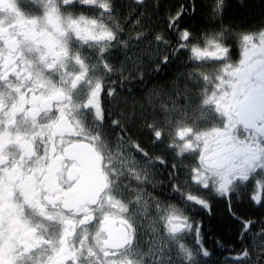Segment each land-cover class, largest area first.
Masks as SVG:
<instances>
[{"label": "flooded vegetation", "instance_id": "af4514ba", "mask_svg": "<svg viewBox=\"0 0 264 264\" xmlns=\"http://www.w3.org/2000/svg\"><path fill=\"white\" fill-rule=\"evenodd\" d=\"M122 1L123 18L131 22L133 12ZM120 6L116 0H0V264H179L168 239L176 222L179 234L189 230L196 261L212 258L194 215L197 185L180 167L172 165V189L156 197L165 208L176 206L184 220L171 215L166 227L154 228L125 199L128 183L102 150L101 132L108 133L101 118L105 79L114 69L100 76L99 68L105 55H115ZM144 37L127 38V64L138 61L134 48ZM239 40L234 63L223 67L227 81L213 96L212 107L222 108L215 123L201 130L210 134L197 141L195 132L191 141L202 145L206 173L226 180L223 194L232 190L256 207L264 198V23ZM115 59L108 58L110 64ZM115 93L110 91L111 99ZM110 136L134 147L135 158L146 155L138 142L132 145L128 131ZM139 163L151 177V166ZM156 182L159 191L162 183ZM159 194H182L190 205ZM98 238L108 241L103 253Z\"/></svg>", "mask_w": 264, "mask_h": 264}, {"label": "trees", "instance_id": "16d2710c", "mask_svg": "<svg viewBox=\"0 0 264 264\" xmlns=\"http://www.w3.org/2000/svg\"><path fill=\"white\" fill-rule=\"evenodd\" d=\"M116 1L118 7L123 2ZM124 1L125 6L130 7L134 14L133 21H125L124 13L121 11L124 5H121L116 22L119 43L112 52L116 56L113 61L114 72L105 79L106 95L102 102V125L108 134L124 136L128 131L129 135H135L134 139L140 144L139 148L146 149V155L139 154L136 158L143 163L147 162L152 168L151 176L162 183L163 187L159 186L161 187L159 191L153 190L157 196L164 190L167 193L168 189H172L171 185L174 182L172 177L175 174V166L172 165L179 167L182 163L168 158L160 161L159 153L163 152L162 146L160 144L155 147L150 144L147 126L143 129L126 128L117 117L115 100L111 99L110 91H115L116 96L129 97L130 101L136 97H143L150 89L174 76L176 69L181 68L182 62L176 61L177 54L183 51L187 47L184 46L185 43L193 38L201 43L203 39L208 38L215 39L214 42L222 41L221 45L225 47L224 44H227L228 50L233 47L232 53L236 56L237 49L235 45L233 46V39L264 23V0H146V5L142 7L132 6L130 0ZM129 36L136 40L145 36L134 48V55L138 61L132 65L126 63V42ZM131 73L130 79L127 75L130 76ZM142 132H146L143 139L138 137ZM124 180L129 181L128 178ZM159 195L168 201L174 199L182 207L190 205L182 194L176 197ZM245 201L244 209L236 207L231 213L222 204L212 206L210 217L207 210L199 204L195 205L197 208L195 218L202 224L201 239L212 257L209 263L195 261L196 264H219L218 262L222 261L253 263L249 255L250 243L255 237L264 236V207L256 210L247 203V199ZM248 222L251 223L245 230V224ZM257 232L260 234L257 235Z\"/></svg>", "mask_w": 264, "mask_h": 264}, {"label": "rangeland", "instance_id": "374dc122", "mask_svg": "<svg viewBox=\"0 0 264 264\" xmlns=\"http://www.w3.org/2000/svg\"><path fill=\"white\" fill-rule=\"evenodd\" d=\"M237 36H240V34ZM214 40L212 38L203 39L201 43L193 38L187 44L185 43L184 46L187 47L178 52L176 57V61L182 62L181 68L176 69L174 76L150 89L143 97H136L130 101L129 97L114 95L113 99L116 101H114V105L118 113L117 117L126 128L139 127L143 129L144 126H147L146 131L149 132L151 145L156 137L158 139L162 138L159 144L162 145L163 152H161V155H163V158L172 161L182 160L180 162L183 165L179 166L180 174L186 176L189 181H192V184L197 185L195 186L196 201L205 200L211 204V207L222 204L231 213L235 211L232 209L236 207L244 209L246 198L233 196L234 191L232 190L229 196L223 194L226 191V180L224 181L223 178V181H221L219 175L206 173L205 166L202 165L204 161L201 153L202 145L199 146L194 140L191 141V137L193 138L195 132H197V135L193 139L197 141L200 138L202 141V138L210 134L205 135L201 130H204L210 123H215L216 115L222 108L221 106H217L216 109L212 107L213 96L222 87L221 83L227 81V78H223L222 74L225 62L232 61L234 58L232 49L228 50L222 47V41L216 40L214 42ZM233 40V46L239 47L241 42L239 37ZM109 57L112 59L115 55L110 56L107 54L102 58L99 68L100 76L105 75L108 69H114V64H110V60H108ZM230 63L232 65L234 62ZM93 93L94 91L89 92L87 94L88 98ZM219 104L220 101H217V105ZM85 110H82V112ZM86 113H90V111H86ZM90 120L94 121L93 116ZM145 135L146 132H142L138 137L143 139ZM134 138H136L135 135H131L132 145L138 142ZM101 140L102 150L107 151V155L112 159L111 162L114 164L116 176L129 179L127 181L128 185L124 189L127 197L125 199L131 201L134 208H138L137 214L143 215L146 219L143 222L150 223L154 228H162V223L166 227V222L170 220L171 215L184 220L183 214L177 215L178 209H176V206L166 205L169 208L167 210L168 208H165L157 200L156 195L153 194V190L157 189V182L154 177L146 175L148 168L139 163L140 161L131 152L134 147L130 149L125 147L124 144L119 142L118 138L111 137L110 133L104 136L101 132ZM110 142L112 144L111 148L108 146ZM189 142L192 144L191 147L186 145ZM204 144V147H209L208 142H204ZM127 150L130 153L129 151L127 153ZM262 177H264V174ZM130 181L139 183V185L137 186ZM253 183V181H250L246 189L252 188ZM240 187L238 185L235 189L244 190ZM247 203L257 210L264 207V198L256 207L255 203L251 204L249 201ZM186 221L188 222V220ZM175 225L180 226L176 222L174 227H168L169 233H172V236L168 234L171 250L175 253L179 264H196L194 256L198 254V248L192 243L189 230L179 234V230L175 228ZM250 247L249 255L253 260L251 264H264V236L255 237L250 243ZM200 259L204 261L203 258ZM197 261L200 260L197 259ZM207 261L209 263L210 260ZM218 263L240 264L230 261Z\"/></svg>", "mask_w": 264, "mask_h": 264}, {"label": "snow or ice", "instance_id": "6c2138e0", "mask_svg": "<svg viewBox=\"0 0 264 264\" xmlns=\"http://www.w3.org/2000/svg\"><path fill=\"white\" fill-rule=\"evenodd\" d=\"M204 186L206 187L207 185L205 184ZM195 202H198L201 207H203L205 210H207L209 212V214H211V206H210V203H208L207 201L202 200V199H200L198 201H195ZM256 202H259V201H256ZM129 223H131V222L129 221ZM250 223L251 222H248V223L245 224V230H247V228L250 225ZM256 234L259 235L260 233L257 232ZM107 243H108L107 240H104L103 243H101V240L99 238L97 239V245L100 247L102 253H103L104 245H106ZM246 251L247 250L245 249V253H246ZM89 254L95 256V253L94 252H91L90 251ZM207 254L208 253L205 252V255H207ZM111 255H115V254L113 253ZM106 264H116V262L114 260L113 261H107Z\"/></svg>", "mask_w": 264, "mask_h": 264}]
</instances>
